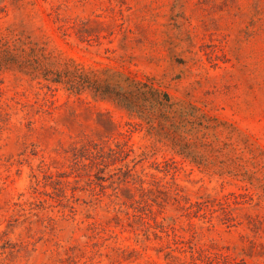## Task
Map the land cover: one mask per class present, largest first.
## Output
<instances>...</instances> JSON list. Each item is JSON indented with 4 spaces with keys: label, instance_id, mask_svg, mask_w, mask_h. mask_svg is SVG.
Returning <instances> with one entry per match:
<instances>
[{
    "label": "rangeland",
    "instance_id": "obj_1",
    "mask_svg": "<svg viewBox=\"0 0 264 264\" xmlns=\"http://www.w3.org/2000/svg\"><path fill=\"white\" fill-rule=\"evenodd\" d=\"M6 33L0 264H264V0H0Z\"/></svg>",
    "mask_w": 264,
    "mask_h": 264
},
{
    "label": "trees",
    "instance_id": "obj_2",
    "mask_svg": "<svg viewBox=\"0 0 264 264\" xmlns=\"http://www.w3.org/2000/svg\"><path fill=\"white\" fill-rule=\"evenodd\" d=\"M14 35L10 33H6L5 35H0V49L3 51L2 54H0V67L2 68H11V67H19V64L23 61V54L22 52L24 48L22 47V44L24 42H20V38H14ZM15 39V40H14ZM145 85V84H144ZM141 87V86H140ZM73 89V88H72ZM80 89V88H78ZM166 95V94H164ZM167 97V96H166ZM118 105L131 110L132 108L129 106L123 105L121 102H117ZM121 151V147L117 145V148L108 147L107 149L104 147H97V146H83L81 147L77 154L79 157L83 158L84 165L86 166V169L88 171L87 180L89 183L95 182V179L99 180V184L103 183L107 179L103 176L95 174H90V171L96 166L98 170L102 171L103 167H108L111 163H115V159L117 157V153ZM102 164L103 167H100ZM126 170L123 175L120 177L121 182H128L129 179H137L139 181L143 180L142 177L137 175L133 171V169L130 168L129 164H125ZM123 168L120 167L119 170H122ZM97 170V171H98ZM117 174L113 173L110 175V178L114 179ZM49 179H52L53 182H60L61 184H65V181L63 179L55 178L54 175L47 176ZM79 177V176H78ZM143 188V185H141ZM144 189V188H143Z\"/></svg>",
    "mask_w": 264,
    "mask_h": 264
}]
</instances>
